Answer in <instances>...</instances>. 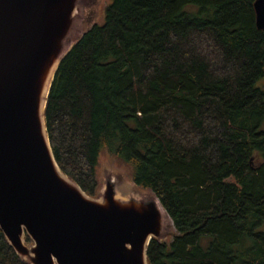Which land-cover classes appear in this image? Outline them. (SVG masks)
<instances>
[{"label": "trees", "instance_id": "1", "mask_svg": "<svg viewBox=\"0 0 264 264\" xmlns=\"http://www.w3.org/2000/svg\"><path fill=\"white\" fill-rule=\"evenodd\" d=\"M254 1L109 0L57 68L44 111L54 159L95 196L106 153L156 196L176 234L150 242L148 264H264ZM0 264H28L1 230Z\"/></svg>", "mask_w": 264, "mask_h": 264}, {"label": "water", "instance_id": "2", "mask_svg": "<svg viewBox=\"0 0 264 264\" xmlns=\"http://www.w3.org/2000/svg\"><path fill=\"white\" fill-rule=\"evenodd\" d=\"M87 1L0 0V230L28 264H148L150 242L166 237L156 196L123 193L110 174L86 195L58 167L46 131L57 68L88 30L74 38ZM253 10L264 32V0Z\"/></svg>", "mask_w": 264, "mask_h": 264}, {"label": "rangeland", "instance_id": "3", "mask_svg": "<svg viewBox=\"0 0 264 264\" xmlns=\"http://www.w3.org/2000/svg\"><path fill=\"white\" fill-rule=\"evenodd\" d=\"M108 3L109 0H89L86 2V7L84 6L85 9L84 11H82L81 14L80 31L79 34L75 35V39H77L82 34V32L89 29L93 24H100L102 22L103 12ZM107 174L113 175L116 179H119L121 181V191L123 193H129L132 189L133 191H136L137 194L151 195L149 191L142 190L139 187H136L132 183V180L130 178L129 169L125 165L117 162L113 157L106 153H103L101 155L96 171L98 181V194L99 191L102 189L103 177ZM165 217L166 218L163 233L164 235H166L164 240L168 242L170 241L172 235L175 234V230L168 217ZM256 231L264 232V223L260 225L256 229Z\"/></svg>", "mask_w": 264, "mask_h": 264}]
</instances>
